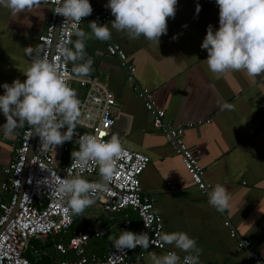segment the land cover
I'll list each match as a JSON object with an SVG mask.
<instances>
[{"label": "crops", "instance_id": "0c3cea01", "mask_svg": "<svg viewBox=\"0 0 264 264\" xmlns=\"http://www.w3.org/2000/svg\"><path fill=\"white\" fill-rule=\"evenodd\" d=\"M94 1L100 8L110 10L106 7L108 0ZM51 11L49 3L18 15L0 6V94L4 93V83L26 79L23 72L31 63V57L25 55L26 48H42L39 38L47 29ZM114 18L108 23L112 35L107 41L95 38L88 26V16L83 20L81 30L90 37L85 40L86 51L94 61L90 76L103 81L117 96L116 123L111 135L118 134L123 146L151 157L141 175V185L155 198V210L164 219L163 233L183 231L194 238L202 250L200 264L204 261L254 264L251 252L257 251L264 257V75L249 76L245 71L221 74L209 70L208 53L201 44L208 25L214 30L219 27V7L215 0H178L175 16L168 18L167 33L160 37L159 44L143 36L130 39L126 32L112 29ZM76 40L74 36L72 42ZM110 42L121 45L128 62L137 68V82L154 92L155 101L165 109L168 120L187 126L185 139L205 169V180L211 184L206 192L192 184L180 155L165 134L154 128L144 100L128 81L127 68L118 56L108 52ZM70 65L73 68L71 62ZM71 87L79 97L84 94L79 85ZM225 103L232 108L222 110L221 105ZM207 120H210L208 124L202 123ZM4 122L0 112V125ZM22 130L17 129L12 137L0 133V202L9 198L8 192L2 189L8 176L5 168L15 156ZM218 183L227 188L231 197L230 208L224 211H218L208 202V193ZM93 205L99 214L107 215L108 221L97 224L112 222L113 237L118 238L121 230L138 232L141 229L135 210L105 213L97 203ZM123 219H130L131 226L124 225ZM92 220L89 214L82 227L95 222ZM225 221L231 222L238 237L231 236ZM240 238L252 240V246L240 248ZM63 239L56 236L38 240L42 243V252L56 261L48 247L52 245L59 253L55 243ZM90 244L88 253L97 252L101 256L113 246L112 241ZM166 246L167 249H143V258H138L141 251L133 252L131 257L136 264H151L152 252L185 254L173 245ZM103 249L104 254L99 252Z\"/></svg>", "mask_w": 264, "mask_h": 264}, {"label": "clouds", "instance_id": "9594fccd", "mask_svg": "<svg viewBox=\"0 0 264 264\" xmlns=\"http://www.w3.org/2000/svg\"><path fill=\"white\" fill-rule=\"evenodd\" d=\"M47 0H0V6L8 8L13 15L23 13L39 6ZM178 0H108L106 7L115 17L111 28L126 32L130 39L141 36L159 44L160 37L167 33L168 18H174ZM219 7V27L214 30L208 25L201 48L207 50V65L213 73L245 71L249 76L264 75V0H215ZM58 5L54 13L70 22L75 42L66 40L59 46V55L73 64L72 72L80 77L90 75L94 63L88 56L85 40L87 33L79 27L83 18L91 15L93 8L89 0H55ZM199 5L197 12H199ZM63 22V24H64ZM62 24V25H63ZM96 39H111L108 24L91 21L88 24ZM72 43L73 48L68 47ZM39 47H27L25 55L31 57L30 66L24 75L26 79H15L11 84L2 85L0 112L5 122L0 125V133L12 137L17 129L29 127L32 135L39 137L41 148L62 146L70 142L76 134L77 126L89 127L82 116L83 103L78 93L69 85L62 74L61 66L55 59L42 54ZM79 62V63H78ZM232 105L222 104L221 109H231ZM91 119V115L88 117ZM61 129H66L61 131ZM103 134L84 133L78 135V150L71 153V167L75 173L68 172L54 184V192L66 203L72 215L82 216L86 208L96 203L98 193L106 190L117 171V161L124 153L118 134L109 139ZM98 166L99 183L89 181L82 175L90 162ZM230 195L222 184H216L208 193L209 204L218 211L230 208ZM145 226L150 224L145 221ZM117 252L135 249L137 246L148 249L152 243L146 232L136 233L121 230L119 237H112ZM163 244L173 245L187 253L183 264H200L201 249L188 233L176 231L160 234ZM161 245V246H162ZM151 264H181V257L175 251L162 255L150 254Z\"/></svg>", "mask_w": 264, "mask_h": 264}, {"label": "built area", "instance_id": "2783aa9c", "mask_svg": "<svg viewBox=\"0 0 264 264\" xmlns=\"http://www.w3.org/2000/svg\"><path fill=\"white\" fill-rule=\"evenodd\" d=\"M89 2L93 8L91 15L88 16L90 22L108 24L113 18L111 10L100 8L94 0ZM43 3L51 4L52 11L47 29L39 38L42 54L48 55L50 60H56L70 86L77 84L84 89V94L79 98L84 105L82 120L89 127L78 125L72 140L57 146L56 149L41 148L39 137L32 135V129L23 128L15 156L5 168L8 176L2 184V189L8 192L9 198L0 202V264H37L26 256L29 240L56 236L64 238L63 241L55 243L56 250L68 258L53 261L51 264H136L131 254L141 251L138 258H143L145 254L142 251L144 248L139 246L119 253L112 246L103 256L97 252L88 253L90 242L108 236L110 227L95 222L84 227H75L74 215L69 213L66 203L53 190L57 179L66 177L69 171L73 173L77 171L71 167V153L78 150V135L103 134V139L110 138L116 123L114 109L118 99L103 81L90 75L86 77L75 75L70 62L60 57V44L66 40L73 41L75 35L72 34L70 22H64L63 16L54 13V9L58 6L55 0H47L40 4ZM83 20L84 18L79 24L80 29ZM71 44L69 43L68 47ZM107 49L110 54L118 56L127 68L128 81L138 96L144 100L152 116L154 128L165 134L175 152L180 155L192 184L202 192L209 190L211 184L205 180V169L185 139L187 126L176 125L168 120L165 109L157 105L154 92L137 82V68L128 62L127 54L121 45L110 42ZM90 115L91 119L88 118ZM209 122L210 120H207L202 123ZM65 130L61 129L62 132ZM123 147L124 153L117 161L115 176L108 183L106 190L98 193L96 203L105 213H121L128 208L135 210L140 217L141 225V229L136 233L149 234L152 240L149 248L167 249L166 244L162 245L158 239L164 231V219L155 210L154 196L145 192L141 185V175L150 164L151 157L146 153ZM82 175L91 182H100L98 166L94 161L90 162L88 169ZM145 221H148L150 226L146 227ZM122 222L126 226L132 224L130 219H123ZM225 225L230 227L232 237H238L230 221H225ZM238 246L249 249L252 240L240 238ZM186 254H178L182 264ZM250 258L254 264H264V257L257 251L251 252ZM202 264L220 263L204 261Z\"/></svg>", "mask_w": 264, "mask_h": 264}, {"label": "rangeland", "instance_id": "374dc122", "mask_svg": "<svg viewBox=\"0 0 264 264\" xmlns=\"http://www.w3.org/2000/svg\"><path fill=\"white\" fill-rule=\"evenodd\" d=\"M95 208L96 207L94 205L86 208L85 211L82 214L83 217L78 220V222L76 223V225L78 227H82L85 224L86 219H87V217H88L89 214H92V218H93L92 221H95L96 223L108 221L107 220V215L102 214V213L99 214V211H96ZM96 217H101V218L98 219ZM105 223H107L109 226H111V228H113L112 222L111 223L105 222ZM112 237H113V231L111 232L110 238L109 237H105L104 239L92 240L90 245L91 246H96L97 244H99L101 242H104V243L109 244L112 241V239H111ZM48 248H49V250H50L51 253H54V256H55L56 261H60L62 259L61 255H59V253H57L54 250V248H53L52 245H50Z\"/></svg>", "mask_w": 264, "mask_h": 264}, {"label": "water", "instance_id": "95a60500", "mask_svg": "<svg viewBox=\"0 0 264 264\" xmlns=\"http://www.w3.org/2000/svg\"><path fill=\"white\" fill-rule=\"evenodd\" d=\"M94 177V176H91ZM42 243L36 238H31L26 249V256L37 264H51L53 259L50 255L41 250ZM152 248V247H151Z\"/></svg>", "mask_w": 264, "mask_h": 264}, {"label": "trees", "instance_id": "16d2710c", "mask_svg": "<svg viewBox=\"0 0 264 264\" xmlns=\"http://www.w3.org/2000/svg\"><path fill=\"white\" fill-rule=\"evenodd\" d=\"M74 217H75V227H78L77 225H76V223L78 222V220H79V218H78V216L77 215H74ZM113 231V228H110V233H109V235H108V237H110L111 236V232ZM105 249H103L102 251H99L100 253H102V254H104L103 252H105L104 251ZM63 257H62V259H67L68 257L67 256H64V255H62ZM101 256V255H100Z\"/></svg>", "mask_w": 264, "mask_h": 264}]
</instances>
